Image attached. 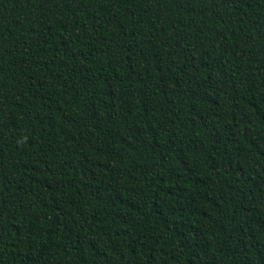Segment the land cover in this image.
I'll return each instance as SVG.
<instances>
[{
  "label": "trees",
  "instance_id": "obj_1",
  "mask_svg": "<svg viewBox=\"0 0 264 264\" xmlns=\"http://www.w3.org/2000/svg\"><path fill=\"white\" fill-rule=\"evenodd\" d=\"M0 264H264V0H0Z\"/></svg>",
  "mask_w": 264,
  "mask_h": 264
}]
</instances>
